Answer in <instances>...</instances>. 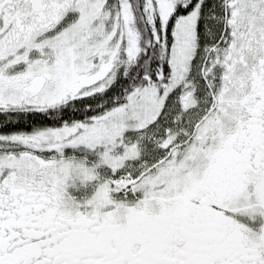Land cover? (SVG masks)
I'll list each match as a JSON object with an SVG mask.
<instances>
[{"label":"snow or ice","instance_id":"snow-or-ice-1","mask_svg":"<svg viewBox=\"0 0 264 264\" xmlns=\"http://www.w3.org/2000/svg\"><path fill=\"white\" fill-rule=\"evenodd\" d=\"M0 264H264V0H0Z\"/></svg>","mask_w":264,"mask_h":264}]
</instances>
